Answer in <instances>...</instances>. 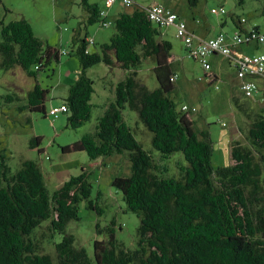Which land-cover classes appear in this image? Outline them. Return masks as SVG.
Returning a JSON list of instances; mask_svg holds the SVG:
<instances>
[{"label":"trees","instance_id":"16d2710c","mask_svg":"<svg viewBox=\"0 0 264 264\" xmlns=\"http://www.w3.org/2000/svg\"><path fill=\"white\" fill-rule=\"evenodd\" d=\"M188 1L192 7L198 4V0ZM80 5L84 27L101 25L103 9L98 4L81 0ZM234 25L232 34L249 29L240 18ZM115 28L101 53L89 51L87 37L81 38V27L72 39L78 48L71 55L79 58L81 70L64 103L69 108L67 127L76 130L92 119L95 89L89 69L117 63L129 74L116 85L115 100L104 107L95 132L63 150L84 151L93 161L128 152L131 174L116 177L112 186L122 193L127 211L140 219L137 246L128 249L116 238V219L107 227L98 223L97 234L106 238L95 240V259L91 260L84 248L75 246V237L66 232L68 223L79 219L81 201L89 200L88 209L104 213L90 200L92 185L87 172L71 177L51 194L36 161L25 160L13 172L0 149V264H264V204L260 199L264 193V112L250 125V146L233 142L231 157L235 163L214 169L210 133L197 132L190 118L196 112L178 110L172 98L178 79L172 44L141 7L121 13ZM61 59V52L45 46L27 20L6 23L0 15L2 69L8 72L20 67L36 81L41 71ZM144 60L154 62L159 83L156 89L138 79ZM256 81L261 94L264 88L260 81L264 86V80ZM48 94L37 82L28 92V109L46 113ZM6 99L13 102L10 96ZM235 104L245 112L238 98ZM127 109L136 112L152 133V146L163 164L155 162L136 139L125 118ZM40 141L33 139L31 147H38ZM177 153L182 154L184 163L177 162L175 176L170 174L167 161ZM44 222H50L52 235H63L55 243L56 262L50 255L40 254L34 239Z\"/></svg>","mask_w":264,"mask_h":264},{"label":"rangeland","instance_id":"374dc122","mask_svg":"<svg viewBox=\"0 0 264 264\" xmlns=\"http://www.w3.org/2000/svg\"><path fill=\"white\" fill-rule=\"evenodd\" d=\"M89 1L106 9L107 13L110 12L111 26L102 27L100 23H96L84 27L81 24L84 20L81 0H0V15L6 23L27 20L45 46L57 48L62 54L61 62H53L48 70L40 72L36 80L43 89L49 91L44 103L46 113L28 109V92L37 82L28 77L20 67L7 72L0 66V149L4 150L13 172L18 171L25 160L36 161L51 194L71 177L87 172L88 181L92 185L90 200L99 205L104 213L100 215L95 210L88 209L89 200H83L78 207L79 219L71 220L66 232L75 237V246L84 248L91 260H94L95 240L106 238L97 234L98 223L101 227H107L116 219V238L128 249L133 250L137 246L140 219L127 211L122 193L112 186L116 177L131 174L129 154L126 152L93 161L84 151L64 152L63 149L80 141L84 135L95 132L104 107L115 100L116 85L129 72L117 63L112 67L99 64L88 70V77L94 81V109L92 119L83 127L76 130L67 127L68 113H61L57 119L51 118L49 111L65 103L81 70L79 58L71 55L78 48L72 43L75 33L81 27V38L89 37L96 43L88 46L89 51L101 53L102 46L110 43L111 37L116 33L115 21L121 13H131L135 8L152 4L163 5L177 13L188 28L196 31L199 38L208 30L214 36L221 32L231 35L235 30L236 18L242 19L246 28L264 30V0H198L195 7L190 6L188 0H136L133 8H125L119 3L106 8V0ZM220 7H224L227 13H212V9ZM223 23L227 25L222 27ZM161 33L173 47L172 57L177 66L175 73L178 74V79L174 83L172 98L177 109L180 110L184 105L196 109V113H192L190 118L197 132L210 133L214 149L213 168L233 165L232 144L239 141L250 146L248 131L252 121L264 112V90L253 99L244 98L239 90L240 85L236 86V70L230 66L226 57H212V69L205 72L198 61L188 57L186 46L176 36L174 28H163ZM242 50L250 56L264 55V43L244 45ZM139 69L138 79L141 84L152 90L159 87L153 61L144 60ZM214 77H217L215 81ZM7 96L12 97L13 102H8ZM235 98H238L245 112L237 107ZM124 113L144 150L154 157L155 162L163 164L160 153L152 146V133L140 121L138 114L129 109ZM223 123L227 125L223 126ZM35 138H40L41 141L38 147L32 148L31 141ZM183 159L182 154L177 153L167 161L170 174L178 175L177 162L184 163ZM260 199L261 204H264V193ZM49 227L50 222H44L35 231L34 239L41 248L40 254H48L56 262L55 243H59L63 235H52Z\"/></svg>","mask_w":264,"mask_h":264},{"label":"built area","instance_id":"2783aa9c","mask_svg":"<svg viewBox=\"0 0 264 264\" xmlns=\"http://www.w3.org/2000/svg\"><path fill=\"white\" fill-rule=\"evenodd\" d=\"M120 3L125 8H133L136 6V0H106V8L112 7L114 4ZM147 14L148 19L159 28L176 27V36L183 40L186 46L189 58L198 61L205 72L212 69L211 58L214 56H224L228 59L229 64L236 70V78L239 81L240 91L246 98L253 99L259 93V84L256 79L264 80V55L250 56L240 50L244 45L264 43V30L249 28L246 31L239 29L232 35L219 34L211 39H200L191 32L185 21L174 11L163 5L152 4L149 7H141ZM106 9L102 10L101 26L109 27L112 23L107 19ZM213 14L224 15L226 10L224 7L212 9ZM242 20V19H241ZM242 23L244 21L242 20ZM89 46L94 45L93 40H88ZM175 76V80L177 79ZM216 77L213 78L215 80ZM183 111L196 112L195 108L188 105L182 107ZM69 108L66 104L60 107H53L49 111L51 118L57 119L61 113H68ZM226 126V123L222 124Z\"/></svg>","mask_w":264,"mask_h":264},{"label":"crops","instance_id":"0c3cea01","mask_svg":"<svg viewBox=\"0 0 264 264\" xmlns=\"http://www.w3.org/2000/svg\"><path fill=\"white\" fill-rule=\"evenodd\" d=\"M105 2H106V1H105ZM90 3H91V2H90ZM93 4H95V3H93ZM119 4H120V3H119ZM114 5H115V4H114ZM114 5H113V6H114ZM120 5H121V4H120ZM149 6H150V5H149ZM149 6H147V7H149ZM100 9H101V8H100ZM101 10H102V9H101ZM103 10H104V9H103ZM106 13H107V11H106ZM118 14H120V12H118ZM107 16H108L107 19H109V21L111 22V19L109 18V16H110V12L107 13ZM180 18L183 19L182 17H180ZM84 19H85V16H84ZM183 20H184V19H183ZM83 21H84V20H83ZM83 21H82V22H83ZM241 21H242V20H241ZM186 24H187V23H186ZM226 25H227V23H223V24H222V27H223V26H226ZM155 26H156V25H155ZM187 27H188V26H187ZM166 28H174V30L176 29L175 26H172V27H166ZM160 29L162 30L163 28H160ZM188 29H189L191 32H193V33L196 34V31H192L190 28H188ZM175 31H176V30H175ZM210 32H211V31L208 30L206 33H204V34L202 35V37H201L200 39H205V40H206V39H211V38H214V37H216L217 35L220 34V33H219V34H217V35L214 36V35H212ZM221 33H222V32H221ZM175 34H176V32H175ZM225 34H226V33H225ZM226 35H228V34H226ZM196 36H197V35H196ZM228 36H229V35H228ZM197 37H198V36H197ZM198 38H199V37H198ZM87 39H88V40H93V39H90L89 37H87ZM93 41H94V40H93ZM94 45H96L95 41H94ZM242 48H243V46L240 47L241 51H243ZM90 52H91V51H90ZM238 84H239V81L237 82L236 86H237ZM236 86H235V87H236ZM260 87H261V88H264L263 85L261 86V81H260ZM259 94H260V93H259ZM62 105H63V104H62Z\"/></svg>","mask_w":264,"mask_h":264},{"label":"clouds","instance_id":"9594fccd","mask_svg":"<svg viewBox=\"0 0 264 264\" xmlns=\"http://www.w3.org/2000/svg\"><path fill=\"white\" fill-rule=\"evenodd\" d=\"M216 79H217V77L215 78V80H216ZM215 80H214V81H215Z\"/></svg>","mask_w":264,"mask_h":264}]
</instances>
